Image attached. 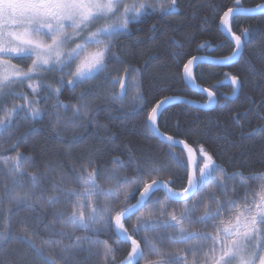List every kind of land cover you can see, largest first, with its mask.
Masks as SVG:
<instances>
[{"label": "snow or ice", "instance_id": "snow-or-ice-1", "mask_svg": "<svg viewBox=\"0 0 264 264\" xmlns=\"http://www.w3.org/2000/svg\"><path fill=\"white\" fill-rule=\"evenodd\" d=\"M210 7L233 45L218 65L243 60L241 72L250 69L264 80V70L243 56L253 41L264 39L259 26L264 4L245 8L234 0V6ZM179 10L178 0H0V148L7 144L14 153L0 154V264H90L93 257L98 264H264V172L229 173L199 141L193 147L161 131V124L167 127L165 113L180 98L164 96L149 107L140 69L117 51L120 38L132 34L130 25ZM240 16H259L260 21L237 34L233 24ZM149 31L155 39L157 26ZM175 43L171 55L182 64L184 82L206 94L209 104L216 103V92L197 84L192 71L212 58H187L183 45ZM208 48V42L197 45V51ZM258 59L264 65V55ZM224 75L225 81L214 87L230 82L233 96L244 90L241 75ZM149 86L156 96L172 90L164 76ZM130 89L136 93L132 111L144 114L141 135L155 141L154 150H138L127 140L117 143L106 126L109 146L88 148L70 170L58 159L38 165L34 156L19 150L34 142L35 125L46 117L52 126L83 127L91 114L114 110L101 109L91 97L120 103L116 110L127 115L122 102ZM66 92L74 102L62 99ZM233 119L242 129L240 115ZM176 147L183 159L173 151ZM118 150L126 159L112 155ZM260 164L264 167V154ZM174 169L184 171L180 188L173 186ZM101 233L114 239L102 240ZM124 244L128 250L118 260Z\"/></svg>", "mask_w": 264, "mask_h": 264}, {"label": "trees", "instance_id": "trees-1", "mask_svg": "<svg viewBox=\"0 0 264 264\" xmlns=\"http://www.w3.org/2000/svg\"><path fill=\"white\" fill-rule=\"evenodd\" d=\"M180 10L178 14L171 16L153 15L144 17L140 22L130 25L132 34L121 37L118 42L117 51L123 56L127 64L134 65L140 69L144 79L145 95L148 96L152 106L157 100L164 96L178 95L200 101H207V96L191 89L183 79V68L179 60L174 59L172 52L177 51L175 41L183 45V51L187 53V58L197 55H206L211 58H220L230 55L233 45L229 38L224 35L218 25L217 12L210 5L215 3L217 6L224 4L234 6V0H178ZM264 0H241V5L245 8H254L258 4H263ZM207 18L205 23L204 18ZM238 24H233V30L239 34L242 27L256 28L260 17L256 18L240 16L237 18ZM152 25H156L158 31L155 39H150L152 33L149 31ZM264 31V24L259 25ZM195 36L194 42H190ZM173 37L175 38L173 40ZM208 42L209 48L197 51V45ZM255 53V55H252ZM264 55V39H256L244 51V59H251L256 70H264L258 56ZM186 62V60H184ZM243 60L239 65L220 66L212 63H201L194 68L193 74L196 83L205 88H210L216 92L217 105L210 109H203L185 103L171 105L165 113L167 127L161 124V131L169 135L176 136L178 139L187 140L188 143L196 147V141L203 144L211 151L217 162L228 170L243 171L245 176L252 172H264V167L260 164L262 154H264V132L260 131L264 127V80L256 75L252 70L240 71ZM122 66H115L110 70ZM225 73L239 74L245 82V88L235 99H226L224 96L231 94L233 88L228 85L214 87L219 81L225 78ZM164 76L172 85V90L163 92L159 96L151 94L152 85L157 84V78ZM119 91L117 87L115 89ZM26 91V89H25ZM47 93H45L46 95ZM101 91V95H105ZM135 91L130 89L123 100V107L127 115H122L116 109L120 108V103L108 101L105 104L96 97L90 99L98 104L101 109L112 106V112L99 111L90 115L88 121H84L83 127L73 126H52L47 117L44 121L35 125L37 131L33 133V141L21 145L19 149L26 155L34 156L36 163L42 164L43 161H56L64 166L65 170H70L73 164L81 162L82 155L90 147H108L106 142L107 130L114 133L119 139L117 143L125 140L131 141L133 145L145 151L154 150L155 141L145 139L141 135L144 131L143 112L132 111V104ZM66 102H74V97L65 93L62 97ZM252 101H255V106ZM23 103V101H16ZM51 101L49 102L50 110ZM43 107V101L41 102ZM259 111V115L257 114ZM237 114L240 115L238 127L233 119ZM179 120L180 128H176V121ZM106 126V128H105ZM28 129H25L27 131ZM183 131L184 135H179ZM196 135H192V133ZM9 145L5 144L0 148V154L14 155L8 152ZM181 159L184 152L179 147L173 149ZM112 155H120L126 159L124 152L118 150ZM167 159V150L164 151ZM109 157L105 156L98 163H103ZM131 173V169L127 170ZM177 182L173 185L180 188L184 184L183 169H174ZM168 179L167 176L162 177ZM239 192L240 190L237 189ZM163 192H158L157 196H163ZM131 203H135L132 200ZM135 217H133L134 221ZM131 230V222H126ZM211 231V229H209ZM102 240L109 243L114 239L111 234L103 233L99 236ZM23 247V246H20ZM122 250L118 253V260L124 256L128 250V245L121 246ZM90 264H98L93 257Z\"/></svg>", "mask_w": 264, "mask_h": 264}, {"label": "water", "instance_id": "water-1", "mask_svg": "<svg viewBox=\"0 0 264 264\" xmlns=\"http://www.w3.org/2000/svg\"><path fill=\"white\" fill-rule=\"evenodd\" d=\"M264 4V3H263ZM221 31H222V29H221ZM222 33H223V31H222ZM224 35H226L225 33H223ZM227 36V35H226ZM228 37V36H227ZM197 56H206V55H197ZM207 57H209V56H207ZM211 58V57H210ZM218 59L219 58H212V62H210V63H212V64H217L218 65ZM201 64V63H200ZM195 67H197V66H195ZM195 67H193V69H192V71L194 70V68ZM221 81H225V78L224 79H222ZM221 81H219L217 84H220V82ZM188 85V84H187ZM222 85H228V86H230V87H232L233 88V86L230 84V82H225V83H223ZM221 85V86H222ZM191 89H193V87L191 86V85H188ZM202 88H205V87H203V86H201ZM197 91V90H196ZM197 92H199V91H197ZM203 94V93H202ZM239 94V93H238ZM204 95H206V94H204ZM171 96H177V97H179L180 99H179V101H177V102H174L173 104H176V103H185V104H188V103H186V101H193L194 103H192V104H189V105H192V106H195V107H199V108H203V109H210V108H213V107H215L216 105H217V96H216V103H214V104H204V103H202V102H200V101H197V100H194V99H190V98H187V97H183V96H178V95H171ZM207 96V95H206ZM238 96V95H237ZM237 96H233L232 95V93L231 94H228V95H225L224 97L226 98V99H235V98H237ZM209 98H208V96H207V100H208ZM172 104V105H173ZM181 140V139H180ZM179 148H181V147H179Z\"/></svg>", "mask_w": 264, "mask_h": 264}, {"label": "rangeland", "instance_id": "rangeland-1", "mask_svg": "<svg viewBox=\"0 0 264 264\" xmlns=\"http://www.w3.org/2000/svg\"><path fill=\"white\" fill-rule=\"evenodd\" d=\"M110 71H113V72H114V71H115V69H113V70H110ZM132 104L134 105V102H133V101H132Z\"/></svg>", "mask_w": 264, "mask_h": 264}]
</instances>
